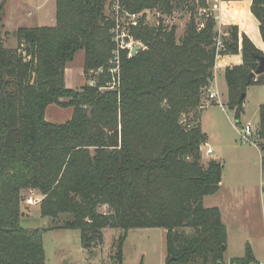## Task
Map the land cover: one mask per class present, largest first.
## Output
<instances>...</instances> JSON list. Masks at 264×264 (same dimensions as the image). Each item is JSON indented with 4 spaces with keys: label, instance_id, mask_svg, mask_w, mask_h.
Segmentation results:
<instances>
[{
    "label": "trees",
    "instance_id": "16d2710c",
    "mask_svg": "<svg viewBox=\"0 0 264 264\" xmlns=\"http://www.w3.org/2000/svg\"><path fill=\"white\" fill-rule=\"evenodd\" d=\"M7 1H0V264L46 262L41 230L21 226L26 191L43 196L42 217L79 230L88 252L104 244L105 229H120L118 264L129 231L144 228L166 231L170 264H226L221 211L203 206L220 190L223 165L203 163L207 135L198 108L217 57L241 52L243 64L225 70L227 107L240 124L248 88L264 86V75L250 77L255 55L264 53L237 26L219 49L215 19L198 21L206 0H119L138 15L128 30L145 49L131 57L121 51L120 87L109 89L117 21L108 0H56V24L19 29L17 49L4 47ZM180 7L191 16L178 39L161 16ZM250 10L264 41V0H252ZM151 12L160 15L156 24ZM79 51L84 76L95 84L76 90L66 86V71ZM50 105L72 108V118L47 121ZM259 121L254 143L264 151V105ZM103 205L110 213L100 212ZM231 263L259 264L249 244Z\"/></svg>",
    "mask_w": 264,
    "mask_h": 264
},
{
    "label": "rangeland",
    "instance_id": "374dc122",
    "mask_svg": "<svg viewBox=\"0 0 264 264\" xmlns=\"http://www.w3.org/2000/svg\"><path fill=\"white\" fill-rule=\"evenodd\" d=\"M45 2V0H10L8 2L4 9L3 25L5 26L2 29L6 49L18 48L15 33L21 28L55 25L56 0ZM40 3L45 4L38 8ZM116 4L117 0H108V13L116 19L117 23L123 25V32L128 34L127 28L132 24L131 19L123 9L124 12H118L115 9ZM213 5L206 0V6L199 11L198 21L202 24V21L204 23L208 17H213L217 23L216 29L221 41L223 37L228 36L229 28L232 26H237L239 32H245L243 34L249 38V30L251 33L257 31L256 28H251V23L243 10L235 18L234 11L230 9L231 5H224L221 15L222 25L225 28L219 29L217 12ZM190 16L186 7H180L174 15L161 17L166 25L177 27V38L180 39ZM158 17L160 15L156 12H151L149 23L156 24ZM234 19L238 20L236 25L233 23ZM229 56L235 55H221L220 59L224 60ZM84 58V51H79L74 61L68 64L66 71L68 88L79 90L87 83L95 84L94 81H87L84 76ZM217 78L220 86L222 84V88H227L223 86L220 74ZM262 103L264 104V87L251 86L247 91L240 124H237L235 113L228 107L225 110L220 106L209 108L202 118L203 128L208 134L209 145L214 152L207 155L203 151V162L207 165L210 158L218 160L223 165L220 190L214 195L206 196L203 199V206L205 208L220 206L223 211L230 231L229 248L224 255L226 264L232 258L244 256L246 242L258 245L257 252L264 261V163H262L264 152L252 143H245L241 136V128L248 122L257 132L258 108ZM72 115V108L63 109L50 105L46 110V120L54 124H63L69 121ZM42 198L43 196L37 191L24 192V200L21 204L24 216L21 218V226L26 229L41 230L46 256L45 264H118L115 255L118 238L123 233L120 229H105L104 244L93 252H88L82 247L79 230L60 229L61 221L53 222L50 218L42 217L40 212ZM100 212L108 214L110 209L103 205L100 207ZM123 264H167L166 231L161 228L129 231L123 246Z\"/></svg>",
    "mask_w": 264,
    "mask_h": 264
},
{
    "label": "crops",
    "instance_id": "0c3cea01",
    "mask_svg": "<svg viewBox=\"0 0 264 264\" xmlns=\"http://www.w3.org/2000/svg\"><path fill=\"white\" fill-rule=\"evenodd\" d=\"M47 2V0H45ZM251 1L252 0H209V4L210 2L213 5L214 7V10L217 12V19H218V28L220 29L223 28L224 26L222 25V15H221V12L224 8V5H228L230 6V9L234 11V15H235V18H236V15H238L240 12H244L247 20L250 21L251 23V28H256L257 31L251 33V30H249V36L252 40V42L255 44V46L264 53V41L262 39V36H261V33H260V30H259V21L253 17V14H251L250 12V7H251ZM8 2H10V0L7 1V4ZM45 2V3H46ZM45 3H40L38 8H41L42 5H44ZM6 4V5H7ZM6 7V6H5ZM31 13H29L30 15ZM10 16V15H9ZM5 21V20H4ZM55 22H56V16H55ZM238 22L237 19H234V25H236V23ZM56 24V23H55ZM5 26V24H4ZM54 26V25H53ZM225 28V27H224ZM242 30V29H241ZM218 31V30H217ZM8 32V31H7ZM240 35H242L243 33L245 32H239ZM242 33V34H241ZM241 37V36H240ZM221 57L217 58V61H216V66H215V80L213 82V84L211 85L210 89L208 90V92L206 93L205 95V99L202 101L201 104H205L206 107L203 109V110H199V123L201 124V128L203 130V132L207 135V141L205 144L202 145L201 147V152H202V156L204 154V152L207 154V151L208 150H211L212 151V154L214 153L213 152V149L210 147L209 145V137H208V134L207 132L204 130L203 128V123H202V118H203V114L209 109V108H212V107H215V106H219L218 105V102H222L223 100V104L225 105V107H227V100H228V88H225L226 89V92H225V89L224 87L222 88V84L220 86L219 82H218V74H220L222 76V79H221V82L223 83V86L227 87V83H226V80H225V70L227 67H233V66H239L241 64H243V58H242V53L240 52L238 55H235V56H229V57H226L224 60L223 59H220ZM220 72V73H219ZM253 87H261V86H253ZM264 87V86H263ZM214 89V90H213ZM249 89V88H248ZM248 91V90H247ZM212 92H218V95H219V98L216 99V101H211L209 99V94L212 93ZM247 97V93L245 95V99ZM225 99V100H224ZM220 100V101H218ZM218 101V102H217ZM225 101V102H224ZM264 105L263 103L259 105V108L258 110L260 109V107ZM260 122V121H259ZM250 122H248L247 124H249ZM251 124V123H250ZM257 129V128H256ZM256 133V132H255ZM254 146H256L258 149H260L256 144H252ZM206 148V150H205ZM261 150V149H260ZM204 151V152H203ZM262 151V150H261ZM264 152V151H262ZM207 155H211V154H207ZM210 160H216V159H210L208 160V162ZM204 161V159H203ZM218 161V160H216ZM219 162V161H218ZM204 164H206L205 162H203ZM221 163V162H220ZM262 163H263V158H262ZM262 171H263V165H262ZM220 209L221 211V215H222V220H223V223L226 225L227 227V235H228V238H227V250L229 248V237H230V231H229V228H228V224L227 222L225 221L224 219V214H223V211L221 209L220 206H216ZM247 244L250 245L253 253H254V256L257 260V262L259 264H264V261L261 260V258L259 257V254L257 252V248L258 245H253L251 242H246V246ZM246 246H245V252H246ZM245 255V254H244ZM244 257V256H242ZM242 257H235V258H232L230 260L229 263L227 264H232L231 261L234 260V259H238V258H242Z\"/></svg>",
    "mask_w": 264,
    "mask_h": 264
},
{
    "label": "built area",
    "instance_id": "2783aa9c",
    "mask_svg": "<svg viewBox=\"0 0 264 264\" xmlns=\"http://www.w3.org/2000/svg\"><path fill=\"white\" fill-rule=\"evenodd\" d=\"M115 9L120 12L123 11L122 8L120 7L119 1L117 0V4L115 6ZM124 12V11H123ZM130 19L132 24H135L137 22L138 19V15H133V14H126ZM128 34L125 32H123V25L121 26L119 23H117L115 29L112 31L113 35H114V40L115 43L117 44V50L115 51V55L114 58L110 61V68H109V74L112 77L111 82L109 83V89H115V88H119L120 87V82H121V51H128V57L132 56V50L135 47H141L142 49H145V46L139 42H137L136 40H134L130 34H129V30L127 28ZM222 46V41L219 38L218 39V47L219 49ZM220 55L217 57L219 58ZM219 98L218 92H212L209 95V99L210 100H216ZM220 101V100H218ZM218 105L223 108V110H225V105L222 102H218ZM206 107L205 104H201L199 106V110H203ZM256 130L254 129L252 124H246L245 126H243L241 128V136L242 139L244 140L245 143H249V144H254L253 143V136L255 134ZM207 154H212L211 150L207 151Z\"/></svg>",
    "mask_w": 264,
    "mask_h": 264
},
{
    "label": "water",
    "instance_id": "95a60500",
    "mask_svg": "<svg viewBox=\"0 0 264 264\" xmlns=\"http://www.w3.org/2000/svg\"><path fill=\"white\" fill-rule=\"evenodd\" d=\"M140 50H141V47H135L132 50V55L137 54ZM255 58L258 61V66L256 70L250 74V77L254 79H256L257 77L261 75H264V55L262 56V55L257 54L255 55ZM165 108L168 109L167 106H165ZM167 264H170V262H167Z\"/></svg>",
    "mask_w": 264,
    "mask_h": 264
}]
</instances>
